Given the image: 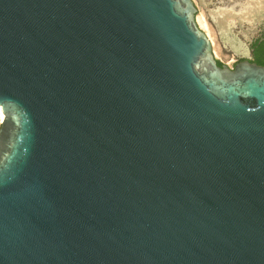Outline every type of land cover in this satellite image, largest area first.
<instances>
[{
    "label": "water",
    "instance_id": "water-1",
    "mask_svg": "<svg viewBox=\"0 0 264 264\" xmlns=\"http://www.w3.org/2000/svg\"><path fill=\"white\" fill-rule=\"evenodd\" d=\"M196 13L0 0V264H264V66Z\"/></svg>",
    "mask_w": 264,
    "mask_h": 264
},
{
    "label": "flooded vegetation",
    "instance_id": "flooded-vegetation-1",
    "mask_svg": "<svg viewBox=\"0 0 264 264\" xmlns=\"http://www.w3.org/2000/svg\"><path fill=\"white\" fill-rule=\"evenodd\" d=\"M191 1L194 3L197 12L201 8L208 13L210 21L216 27L220 42L227 45L229 48L228 53L236 57L237 63L245 60V55L248 52H250V62H252V55L255 49L254 44L264 42V17L254 23L252 22L251 16L253 13L264 14V0ZM231 14H240L242 23L239 24L234 20ZM195 18L197 22V13ZM253 23L255 26H252ZM197 25L199 26L198 22ZM220 25L222 27L227 25V29L223 30L222 28H218ZM232 44H239L241 46L237 54L231 50L230 47Z\"/></svg>",
    "mask_w": 264,
    "mask_h": 264
},
{
    "label": "rangeland",
    "instance_id": "rangeland-1",
    "mask_svg": "<svg viewBox=\"0 0 264 264\" xmlns=\"http://www.w3.org/2000/svg\"><path fill=\"white\" fill-rule=\"evenodd\" d=\"M197 22L199 24V28L205 33V35L210 40L212 44L213 55L217 62L228 67H232L233 65H235L237 63L236 57L229 54V48L227 47V45L220 42L216 27L214 26L213 22L210 21L208 13H206L204 9L199 8L197 12Z\"/></svg>",
    "mask_w": 264,
    "mask_h": 264
},
{
    "label": "trees",
    "instance_id": "trees-1",
    "mask_svg": "<svg viewBox=\"0 0 264 264\" xmlns=\"http://www.w3.org/2000/svg\"><path fill=\"white\" fill-rule=\"evenodd\" d=\"M254 48L252 63H255L259 66H264V42L261 44H254ZM217 65L221 66L219 62H217Z\"/></svg>",
    "mask_w": 264,
    "mask_h": 264
},
{
    "label": "bare ground",
    "instance_id": "bare-ground-1",
    "mask_svg": "<svg viewBox=\"0 0 264 264\" xmlns=\"http://www.w3.org/2000/svg\"><path fill=\"white\" fill-rule=\"evenodd\" d=\"M260 13H256V14H254L253 13V15L251 16V18H253L254 16H257V15H259ZM3 118H4V116H3V113H2V111H1V109H0V123L3 121Z\"/></svg>",
    "mask_w": 264,
    "mask_h": 264
}]
</instances>
